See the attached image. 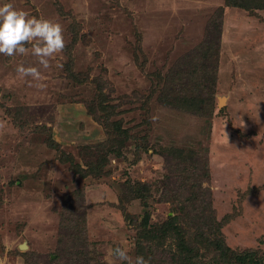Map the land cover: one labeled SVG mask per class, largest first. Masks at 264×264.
<instances>
[{"label": "rangeland", "instance_id": "1", "mask_svg": "<svg viewBox=\"0 0 264 264\" xmlns=\"http://www.w3.org/2000/svg\"><path fill=\"white\" fill-rule=\"evenodd\" d=\"M11 2L65 46L0 54V264H264V0Z\"/></svg>", "mask_w": 264, "mask_h": 264}, {"label": "clouds", "instance_id": "2", "mask_svg": "<svg viewBox=\"0 0 264 264\" xmlns=\"http://www.w3.org/2000/svg\"><path fill=\"white\" fill-rule=\"evenodd\" d=\"M30 45V48L28 47ZM65 46L62 25L53 19L33 16L23 9L14 7L11 0H0V54L11 57L31 53L43 68L49 67V59L59 53ZM15 71L21 77H31L39 81L41 72L36 66L17 64ZM44 87L43 84L39 85ZM109 254L126 264H151L150 257L136 255L115 246Z\"/></svg>", "mask_w": 264, "mask_h": 264}, {"label": "trees", "instance_id": "3", "mask_svg": "<svg viewBox=\"0 0 264 264\" xmlns=\"http://www.w3.org/2000/svg\"><path fill=\"white\" fill-rule=\"evenodd\" d=\"M227 6H230L229 4H227ZM220 36V35H219ZM219 38V37H218ZM207 43H204V44H201L199 47H197L196 48V50L198 49V51L200 52V53H204V52H207V51H209V50H212L213 49V52H211V54H208V56H207V60L209 59V60H213L214 61V59H215V64L212 66V68H213V71L215 72H217V66H216V63H217V58H218V53H219V39H217V43H216V47H212V45L211 44H209V41H206ZM196 50H194L193 52H192V54L193 53H196L197 51ZM196 51V52H195ZM199 52H198V54H199ZM191 58H192V56H191ZM213 78H214V82H215V75H213ZM171 230H173V228L172 227H170L169 228V230H167V231H171Z\"/></svg>", "mask_w": 264, "mask_h": 264}]
</instances>
